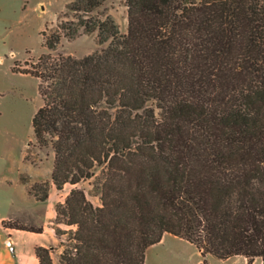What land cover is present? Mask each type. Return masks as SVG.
<instances>
[{
  "label": "trees",
  "instance_id": "1",
  "mask_svg": "<svg viewBox=\"0 0 264 264\" xmlns=\"http://www.w3.org/2000/svg\"><path fill=\"white\" fill-rule=\"evenodd\" d=\"M105 1L71 0L72 19L42 33L49 52L15 67L40 81L33 128L54 152L55 186L96 178L101 199L74 187L57 206L76 227L61 264H145L166 233L194 244L201 264H264V0H126V34L93 14ZM95 32L106 48L58 52ZM49 189L29 193L43 202ZM54 250L37 246L40 264H56Z\"/></svg>",
  "mask_w": 264,
  "mask_h": 264
},
{
  "label": "rangeland",
  "instance_id": "2",
  "mask_svg": "<svg viewBox=\"0 0 264 264\" xmlns=\"http://www.w3.org/2000/svg\"><path fill=\"white\" fill-rule=\"evenodd\" d=\"M70 2L71 0H0V196L15 203L14 209L9 213H17L22 224L43 227L37 220L26 221L36 215L55 216L54 224L47 229L46 239L50 242L53 234L57 239L55 245L51 246L55 248L53 258L56 264H61V242H67L69 232L76 230V227L57 219V206L65 202L74 187L83 189L88 199L97 206H101V199L94 187L96 178L82 181L77 186L66 184L60 190L55 186L52 180L54 152L50 147L39 146L33 128V118L42 105L40 81L35 76L17 71L15 67L22 70L26 67V61L37 60L40 55L49 52L44 46L42 33L50 34L58 28L61 21L72 19L73 13L68 8ZM93 14L102 17L111 15L119 24L121 32H128L126 0H106ZM108 45L109 43H98L97 32L83 33L75 40L63 38L58 52L83 57ZM153 106L155 107V104ZM20 179L29 189L37 184L50 183L49 197L43 201V208L28 195L26 186L20 183ZM36 193L41 196L44 191L37 188ZM57 229L65 233L58 235ZM170 246L173 251L185 255L192 253V248L183 244L172 241ZM166 249L165 246L154 249L150 262L195 263L192 260L187 261L184 257L164 262L162 255L167 253ZM212 258L213 264H243L236 259H219L215 256ZM255 264L263 263L259 260Z\"/></svg>",
  "mask_w": 264,
  "mask_h": 264
},
{
  "label": "crops",
  "instance_id": "3",
  "mask_svg": "<svg viewBox=\"0 0 264 264\" xmlns=\"http://www.w3.org/2000/svg\"><path fill=\"white\" fill-rule=\"evenodd\" d=\"M20 183L24 186H26L27 193L30 197L35 199L37 203H39V207L43 208L45 205L44 202L37 200L33 195L29 193V187L22 183L20 179ZM54 187L51 188L53 190ZM15 203L12 201H9L6 198H3L0 196V264H40V261L36 255L35 249L37 246H45V247H51L54 246L57 239L55 235L53 234V239L51 241H47V229L49 226H52L54 224V215L50 214H44L40 217V215L32 216L30 217L29 221H35L37 220L43 225L44 231L43 233H34L24 230H17L12 228H7L3 225L4 221H19L20 219L17 217V213L14 212V214L9 213L12 209H14ZM40 210H38L39 214ZM50 237V236H49ZM176 242L179 245L183 244L192 248V253L190 255L182 254L178 251H173V249L170 246L171 242ZM165 246L167 249V253L165 255H162V260L164 259V262L170 259H176L184 257L187 259V261H195L194 264H201L203 261V257L201 255V251L191 242L174 236L172 234L166 233L163 236V239L161 242L150 246L147 249L146 253V261L145 264H152L150 262L151 252L154 249H157L158 247ZM170 251H169V250ZM213 256L208 255L207 259L209 260L210 264H213ZM236 259L240 260L243 264H248V260L244 256H234L227 260ZM261 260V258H256L254 263ZM262 261V260H261ZM188 264V263H187Z\"/></svg>",
  "mask_w": 264,
  "mask_h": 264
}]
</instances>
